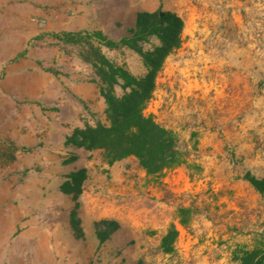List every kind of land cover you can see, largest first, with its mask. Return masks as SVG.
<instances>
[{
    "label": "rangeland",
    "instance_id": "rangeland-1",
    "mask_svg": "<svg viewBox=\"0 0 264 264\" xmlns=\"http://www.w3.org/2000/svg\"><path fill=\"white\" fill-rule=\"evenodd\" d=\"M157 10L183 29L145 113L174 132L186 162L148 176L133 157L107 165L98 151L65 146L64 128L109 120L106 106L77 94L99 93L81 48L46 34L116 41L136 13ZM148 41L144 50L159 45ZM101 52L135 77L146 72L132 50ZM0 93V264H238L243 250L264 254V191L245 179L264 180V0H0ZM16 133L35 140L16 145ZM78 169L81 194H63ZM102 221L117 226L99 241Z\"/></svg>",
    "mask_w": 264,
    "mask_h": 264
},
{
    "label": "trees",
    "instance_id": "trees-1",
    "mask_svg": "<svg viewBox=\"0 0 264 264\" xmlns=\"http://www.w3.org/2000/svg\"><path fill=\"white\" fill-rule=\"evenodd\" d=\"M182 29L183 21L180 17L169 11L157 10L152 13H136L133 25L126 28L116 41L97 31L46 34L81 48V58L93 69L94 81L104 100L109 120L108 125L97 122L94 126L74 128L65 137V146L98 151L107 165L133 157L148 176H158L164 170L184 165L185 157L178 149L174 132L160 126L151 114L145 113L163 61L180 47ZM75 38L79 41H73ZM150 38H155L159 45L144 50L143 45ZM101 48H127L134 51L144 63L145 74L133 76L123 65L108 60ZM22 55L20 53L15 58ZM118 88L122 91L120 96L116 94ZM86 176L85 169L71 172L66 177L61 192L71 196L80 195ZM245 179L257 191H264V180H257L248 173ZM116 226L115 222L96 223L99 241H103ZM164 244L165 238L162 242L163 246ZM237 261L238 264H264L263 249L256 246L251 250H243Z\"/></svg>",
    "mask_w": 264,
    "mask_h": 264
},
{
    "label": "crops",
    "instance_id": "crops-1",
    "mask_svg": "<svg viewBox=\"0 0 264 264\" xmlns=\"http://www.w3.org/2000/svg\"><path fill=\"white\" fill-rule=\"evenodd\" d=\"M3 42H5L6 44H15L16 42L18 41H13L12 39H8V38H5L3 40ZM77 94L78 96H80L81 98H84V99H95V103H97L99 105V108L100 110H104L105 109V104L103 102V99L102 97L99 95L98 91L93 87V86H87L85 88H81V89H78L77 90ZM7 97L3 96L1 93H0V104H4V105H7ZM32 107H34V105H32ZM35 108H32L33 111L36 112V114H38L39 110ZM23 111V107H21V112ZM89 112L91 113H95L97 112V109L96 107L94 106H90L89 109H88ZM23 113V112H22ZM22 113H20V115L22 116ZM53 123V121L51 122ZM22 123H20V126H21ZM87 126H93L89 120H87ZM84 126H82L81 124L80 125H75L74 128H83ZM64 137H66L67 135H69V131L71 130V128H64ZM32 131V130H31ZM35 139H33L32 137L30 136H27V135H24L23 133L21 134H18L16 133L15 135V138L12 139V142H14L16 145H24V144H29V142H34ZM7 143H8V139H7V136L5 137H2L0 135V146L2 147H6L7 146ZM54 153V150L51 149V156L53 155Z\"/></svg>",
    "mask_w": 264,
    "mask_h": 264
}]
</instances>
